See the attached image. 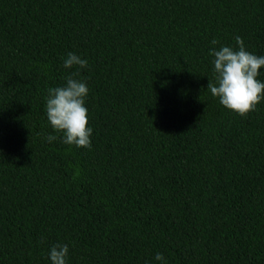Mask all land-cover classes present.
<instances>
[{
    "label": "trees",
    "instance_id": "1",
    "mask_svg": "<svg viewBox=\"0 0 264 264\" xmlns=\"http://www.w3.org/2000/svg\"><path fill=\"white\" fill-rule=\"evenodd\" d=\"M236 36L264 55V0H0V264H264V100L207 88ZM73 72L90 149L47 119Z\"/></svg>",
    "mask_w": 264,
    "mask_h": 264
},
{
    "label": "clouds",
    "instance_id": "2",
    "mask_svg": "<svg viewBox=\"0 0 264 264\" xmlns=\"http://www.w3.org/2000/svg\"><path fill=\"white\" fill-rule=\"evenodd\" d=\"M235 41L238 48L221 46L210 49V55L214 57L215 80L209 79L207 88L219 98L221 105L245 116L264 100V82L257 79L264 66V55L247 51L240 36H236ZM218 43L216 39L211 41L212 45ZM74 66L86 68L88 61L69 52L64 67L71 69ZM78 76L79 72H73L65 78L63 86L48 89L46 114L51 127L63 134L64 144L90 149L93 129L89 127V110L85 104L89 88ZM46 139L52 142L57 136L49 134ZM68 253V244H54L48 253L51 264H68ZM154 259L167 264L162 253H157Z\"/></svg>",
    "mask_w": 264,
    "mask_h": 264
}]
</instances>
